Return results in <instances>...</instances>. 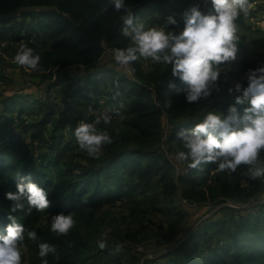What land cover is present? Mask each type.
Instances as JSON below:
<instances>
[{"label": "trees", "instance_id": "trees-1", "mask_svg": "<svg viewBox=\"0 0 264 264\" xmlns=\"http://www.w3.org/2000/svg\"><path fill=\"white\" fill-rule=\"evenodd\" d=\"M202 2L206 9L211 8V0H125V7L119 10L112 0H0V38L17 42L16 52L21 43H27L40 53L38 69L46 80V93L58 88L60 102L57 109L48 106L43 115L29 120L23 114L30 101L28 93L3 100L6 105L0 112V232L5 231L10 222L8 213L12 211L13 201L5 193L15 190L21 177H30L48 190V210L54 214L71 212L76 221L67 233L41 230V242L47 240L55 245V251L49 253V264H88L94 246L89 235L92 220L106 199L119 196L122 185L132 184V176L146 190L147 183L159 174L162 192L170 195L179 188L176 177L185 187L184 196L191 199L248 198L257 191L260 178L248 174L254 165L241 163L235 170H221L217 161H204L174 177L170 174L172 163L167 156L158 154V145L163 141L180 150L183 143L177 131L202 119V109L228 111L236 102L231 96L239 94L229 88L238 81L246 84L247 70L264 63V54L241 57L228 70L221 69L215 82L218 88L210 85V94L197 101L186 99V83L172 75L170 63L157 61L145 70L137 59L131 62L132 73H127L100 61L106 49L127 47L132 42L123 34L122 16L128 9L138 19L176 27L183 21V15L176 10ZM170 15L176 23L168 20ZM100 96L108 108H124L125 117L120 119L117 114L113 120L118 122L115 127L101 125L109 129L113 141L104 144V155L98 162L64 158L59 148L76 142L75 127L82 120L92 121L87 104L96 103ZM48 123L52 125L46 140L43 137ZM24 142L27 147L43 143L47 146L37 153L23 155L28 150L23 151L21 157L7 153L14 146H24ZM258 162L264 164V149L258 154ZM261 206L258 222L250 228L251 211ZM27 207L26 204L25 209L13 213L18 220L23 218V212H28ZM34 211L35 207L31 212ZM234 211L237 217L230 223L226 219L207 221L185 240L206 239L213 236L211 230L224 233L227 239L210 241L199 251L195 242H188L189 247L180 244L174 247L173 251L179 253L170 258L169 264H264V201L238 206Z\"/></svg>", "mask_w": 264, "mask_h": 264}, {"label": "clouds", "instance_id": "clouds-1", "mask_svg": "<svg viewBox=\"0 0 264 264\" xmlns=\"http://www.w3.org/2000/svg\"><path fill=\"white\" fill-rule=\"evenodd\" d=\"M115 9L125 7V0H112ZM250 0H211V8L203 11L191 6L184 11L183 27L179 31L166 29L162 25H146L135 13L127 10L122 16L123 34L131 37L127 47H115L113 57L122 65H130L139 57H151L172 65L173 76L186 83V99L197 101L207 97L216 86L221 62L234 60L238 51L239 24L237 18L250 13ZM176 23L174 16H169ZM20 65L37 69L41 55L27 43H21L14 56ZM246 84L238 81L234 88L236 103L229 106L227 113L209 110L203 118L190 128H180L176 135L182 138L183 148L177 152L179 159L191 157V167L204 161H217L218 168L235 170L241 163L254 165L248 169L252 178L264 177V164L258 162V154L264 149V63L249 68L245 74ZM238 105H244L242 110ZM113 112L123 119L119 108H104L93 121H80L74 129L81 148L90 155H99L104 144L111 143L113 136L107 127L112 124ZM186 149V150H185ZM6 197L13 201L8 213L9 223L0 232V264H22L21 242L25 238L26 226L13 213L17 209L31 212L50 205L48 190L30 177H21L15 190H7ZM71 212L63 211L52 216L51 228L58 233H67L75 224ZM29 237L35 238V228L27 230ZM106 235V233H105ZM104 247L106 241L99 240ZM38 255L41 264H49L47 256L55 251V245L47 240L39 243Z\"/></svg>", "mask_w": 264, "mask_h": 264}, {"label": "rangeland", "instance_id": "rangeland-1", "mask_svg": "<svg viewBox=\"0 0 264 264\" xmlns=\"http://www.w3.org/2000/svg\"><path fill=\"white\" fill-rule=\"evenodd\" d=\"M197 3V0H193ZM250 13L245 16L243 13L237 18L239 24L238 35L240 39L237 41L238 51L234 60L223 62L222 69L228 70L235 61L241 57L255 58L264 54V0H250ZM180 7L182 6H178ZM203 11H208L205 4H199ZM189 8H186V10ZM184 9L176 10L178 15L184 14ZM146 25H162L166 29L179 31L183 27V22L180 21L176 27H170L160 23L157 20H145ZM9 39L0 38V112L4 109L5 101L13 96L20 94H29L30 101L27 102V109H24V116L30 118H38L43 115L45 108H56L59 105L58 88L53 87L46 93V80L41 75V70L32 69L26 65H20L14 60L16 54L15 45L17 42ZM142 67L145 70L152 68L157 61L151 57H139ZM101 62L113 66L121 72L132 73V64L122 65L115 61L113 57V49H106L100 59ZM48 91V90H47ZM234 95L231 99L235 101ZM236 103V102H235ZM234 104V103H233ZM241 110L243 107L238 106ZM81 108V107H80ZM209 110H217L222 113H227V110L219 108L206 107L202 109L201 114H205ZM124 108L120 113L124 116ZM118 122H112L111 127H115ZM52 123H48L44 131V139L50 137V127ZM67 133L69 131L67 130ZM26 139V138H25ZM67 139V137L65 138ZM27 141V140H26ZM48 142H50L48 140ZM76 142H70V145H62L59 149L62 150L61 155L64 158L73 160H82L85 162H98L104 155L105 146L100 149L99 155H90L85 149L81 148ZM17 147L7 152L13 156L21 157L26 153H37L44 149L42 145ZM158 154L167 156L172 163L170 174L176 176L177 173L190 169V159H179L177 156V148L171 144L168 146L165 142L159 145ZM147 156L143 157L145 160ZM159 174L152 177L147 183V189L143 190L140 181L137 182L135 176H132L129 186H121L119 196L106 199L100 211L96 212L95 219L89 229L93 248L91 249L92 257L89 258L88 264H169L171 257L179 250L173 251L174 247L182 244L189 247L185 240L188 235L197 229L203 223L214 219H226L229 223L237 217L234 208L238 206H248L254 202L263 203L264 201V177H259L261 185L257 191L251 196H238L227 198L225 200L219 197L215 199L207 198L206 200L200 197L187 198L184 196V185L176 177L178 182V190L174 193L165 194L162 192V184L158 180ZM211 181V179H210ZM115 189V188H114ZM105 194V193H104ZM262 209L256 207L251 211L250 228L257 223V213ZM55 215L51 210L36 209L34 212H23L20 222L25 224V238L21 242L22 264H41L42 258L38 255V245L41 243V230L49 231L51 228L52 216ZM258 225V224H257ZM35 228L37 236L35 238L27 235V230ZM212 235L205 239L199 238L191 243H197L195 246L198 251L204 246L210 245V241L219 239H227L224 233L216 234L214 230ZM214 231V232H213ZM106 233V235H105ZM211 236V237H210ZM210 237V238H209ZM105 240L104 247L99 246V240ZM231 239V238H230ZM229 239V240H230ZM191 247V246H190ZM49 259V254L47 256Z\"/></svg>", "mask_w": 264, "mask_h": 264}, {"label": "built area", "instance_id": "built-area-1", "mask_svg": "<svg viewBox=\"0 0 264 264\" xmlns=\"http://www.w3.org/2000/svg\"><path fill=\"white\" fill-rule=\"evenodd\" d=\"M224 69V68H223ZM222 69V70H223ZM104 108H108L106 105L105 98L103 96H100L98 98V101L94 103L93 101L87 104V111L91 115L92 121L95 119V116L99 114L101 110ZM114 118L117 117V114L113 112Z\"/></svg>", "mask_w": 264, "mask_h": 264}]
</instances>
